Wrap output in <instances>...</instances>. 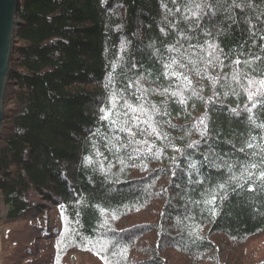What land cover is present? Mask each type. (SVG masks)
<instances>
[{
  "label": "trees",
  "instance_id": "obj_1",
  "mask_svg": "<svg viewBox=\"0 0 264 264\" xmlns=\"http://www.w3.org/2000/svg\"><path fill=\"white\" fill-rule=\"evenodd\" d=\"M17 20L8 222L33 193L58 207L54 264H264V0H21Z\"/></svg>",
  "mask_w": 264,
  "mask_h": 264
},
{
  "label": "rangeland",
  "instance_id": "obj_2",
  "mask_svg": "<svg viewBox=\"0 0 264 264\" xmlns=\"http://www.w3.org/2000/svg\"><path fill=\"white\" fill-rule=\"evenodd\" d=\"M7 91L12 92L15 88L8 83ZM7 98V96H6ZM9 104L6 103L5 107ZM9 108L6 107V109ZM5 120L3 121V123ZM37 195L31 196L30 200L39 203L41 199ZM52 207H48V203L41 209L40 213L33 216L28 221H19L14 223L8 222L6 219L7 210L0 202V229L4 234L0 236L1 246L5 252L2 254L3 264H54V253L56 243L46 236H42L41 232L45 229H57L56 222L61 220L59 214L52 213ZM40 225L43 226L39 230ZM127 226V225H124ZM254 247V251H259L263 242ZM60 264H98L89 256L81 255L76 259L72 257H63Z\"/></svg>",
  "mask_w": 264,
  "mask_h": 264
},
{
  "label": "water",
  "instance_id": "obj_3",
  "mask_svg": "<svg viewBox=\"0 0 264 264\" xmlns=\"http://www.w3.org/2000/svg\"><path fill=\"white\" fill-rule=\"evenodd\" d=\"M21 0H0V140L2 125L5 118V92L7 90V77L10 72L14 36L18 35L20 25L16 22ZM18 24V25H16ZM1 264V249H0Z\"/></svg>",
  "mask_w": 264,
  "mask_h": 264
},
{
  "label": "snow or ice",
  "instance_id": "obj_4",
  "mask_svg": "<svg viewBox=\"0 0 264 264\" xmlns=\"http://www.w3.org/2000/svg\"><path fill=\"white\" fill-rule=\"evenodd\" d=\"M237 63H239V61H237ZM262 84H264V82H262ZM110 115H111L110 112L105 111V116H104L103 118H104V119H109V118H110ZM249 146H251V145H249ZM89 161H90V158H89ZM261 179H264V173H261ZM248 190H249V191H253L254 189L249 188ZM212 202L214 203V200H213Z\"/></svg>",
  "mask_w": 264,
  "mask_h": 264
}]
</instances>
